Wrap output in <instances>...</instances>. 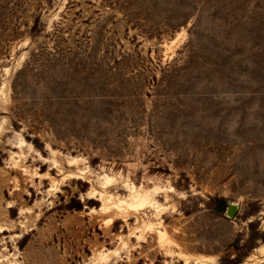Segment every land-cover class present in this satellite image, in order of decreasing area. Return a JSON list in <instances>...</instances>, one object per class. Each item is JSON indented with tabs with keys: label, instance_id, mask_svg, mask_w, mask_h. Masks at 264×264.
Here are the masks:
<instances>
[{
	"label": "rangeland",
	"instance_id": "rangeland-1",
	"mask_svg": "<svg viewBox=\"0 0 264 264\" xmlns=\"http://www.w3.org/2000/svg\"><path fill=\"white\" fill-rule=\"evenodd\" d=\"M226 254L264 264V0H0V264Z\"/></svg>",
	"mask_w": 264,
	"mask_h": 264
},
{
	"label": "trees",
	"instance_id": "trees-1",
	"mask_svg": "<svg viewBox=\"0 0 264 264\" xmlns=\"http://www.w3.org/2000/svg\"><path fill=\"white\" fill-rule=\"evenodd\" d=\"M34 145L39 146V140L34 138V139H30ZM209 208L214 211L215 213L221 214L225 211L226 207H227V202L224 198H218L215 197L213 198L212 202L208 204ZM237 257H234L232 259H228V255L226 254L224 257L221 258V261L219 264H223V262L225 261L226 264H237L236 262H238Z\"/></svg>",
	"mask_w": 264,
	"mask_h": 264
},
{
	"label": "water",
	"instance_id": "water-1",
	"mask_svg": "<svg viewBox=\"0 0 264 264\" xmlns=\"http://www.w3.org/2000/svg\"><path fill=\"white\" fill-rule=\"evenodd\" d=\"M238 205L236 203H229L225 209V214L228 217L233 218L237 212Z\"/></svg>",
	"mask_w": 264,
	"mask_h": 264
},
{
	"label": "bare ground",
	"instance_id": "bare-ground-1",
	"mask_svg": "<svg viewBox=\"0 0 264 264\" xmlns=\"http://www.w3.org/2000/svg\"><path fill=\"white\" fill-rule=\"evenodd\" d=\"M138 207V205H135V207ZM130 208H135L133 205H130L129 206ZM134 210V209H133ZM126 215V214H125ZM196 260V259H195ZM189 262V260L188 259H186L185 261H184V263L183 264H186V263H188ZM196 263H198V264H204L203 263V261H201V260H196Z\"/></svg>",
	"mask_w": 264,
	"mask_h": 264
}]
</instances>
